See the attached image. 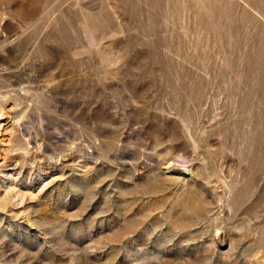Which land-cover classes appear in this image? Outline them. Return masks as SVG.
Segmentation results:
<instances>
[{
    "label": "rangeland",
    "instance_id": "obj_1",
    "mask_svg": "<svg viewBox=\"0 0 264 264\" xmlns=\"http://www.w3.org/2000/svg\"><path fill=\"white\" fill-rule=\"evenodd\" d=\"M0 264H264V0H0Z\"/></svg>",
    "mask_w": 264,
    "mask_h": 264
},
{
    "label": "bare ground",
    "instance_id": "obj_2",
    "mask_svg": "<svg viewBox=\"0 0 264 264\" xmlns=\"http://www.w3.org/2000/svg\"><path fill=\"white\" fill-rule=\"evenodd\" d=\"M174 163H175V162H171V161H169V162L166 164V169H167V170L172 169L171 172L175 171L176 168H172V167L174 166ZM184 168H185V167H184ZM185 169H187V167H186ZM185 169H184V170H185ZM187 170H188V169H187ZM226 240H227V239H222L218 244H220V245H225V244L227 243Z\"/></svg>",
    "mask_w": 264,
    "mask_h": 264
}]
</instances>
